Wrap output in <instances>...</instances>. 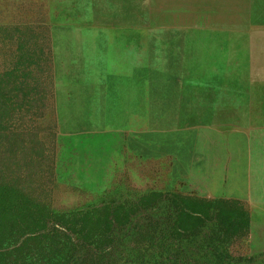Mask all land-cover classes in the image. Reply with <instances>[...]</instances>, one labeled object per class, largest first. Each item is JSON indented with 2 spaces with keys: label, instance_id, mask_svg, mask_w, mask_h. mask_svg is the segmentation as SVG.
Here are the masks:
<instances>
[{
  "label": "rangeland",
  "instance_id": "374dc122",
  "mask_svg": "<svg viewBox=\"0 0 264 264\" xmlns=\"http://www.w3.org/2000/svg\"><path fill=\"white\" fill-rule=\"evenodd\" d=\"M13 66L50 83L14 125L55 212L193 196L242 209L229 251L264 264V0H0Z\"/></svg>",
  "mask_w": 264,
  "mask_h": 264
},
{
  "label": "trees",
  "instance_id": "16d2710c",
  "mask_svg": "<svg viewBox=\"0 0 264 264\" xmlns=\"http://www.w3.org/2000/svg\"><path fill=\"white\" fill-rule=\"evenodd\" d=\"M29 78L25 67L0 73V264H207L209 255L213 264L247 260L229 251L248 228L246 213L201 198L152 191L133 202L55 212L37 164L47 155L44 143L14 125L38 108L43 97L34 92L50 86ZM142 211L145 221L133 222ZM210 217L215 227L208 231Z\"/></svg>",
  "mask_w": 264,
  "mask_h": 264
},
{
  "label": "bare ground",
  "instance_id": "6f19581e",
  "mask_svg": "<svg viewBox=\"0 0 264 264\" xmlns=\"http://www.w3.org/2000/svg\"><path fill=\"white\" fill-rule=\"evenodd\" d=\"M82 198V197H81Z\"/></svg>",
  "mask_w": 264,
  "mask_h": 264
}]
</instances>
